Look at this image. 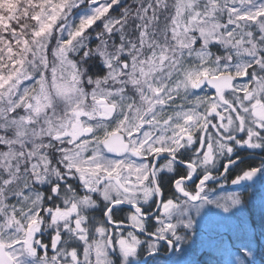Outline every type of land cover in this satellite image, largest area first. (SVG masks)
I'll return each mask as SVG.
<instances>
[{
    "label": "snow or ice",
    "instance_id": "1",
    "mask_svg": "<svg viewBox=\"0 0 264 264\" xmlns=\"http://www.w3.org/2000/svg\"><path fill=\"white\" fill-rule=\"evenodd\" d=\"M0 264H264V0H0Z\"/></svg>",
    "mask_w": 264,
    "mask_h": 264
},
{
    "label": "rangeland",
    "instance_id": "2",
    "mask_svg": "<svg viewBox=\"0 0 264 264\" xmlns=\"http://www.w3.org/2000/svg\"><path fill=\"white\" fill-rule=\"evenodd\" d=\"M217 255H220V253H216ZM199 256V253L197 254Z\"/></svg>",
    "mask_w": 264,
    "mask_h": 264
}]
</instances>
